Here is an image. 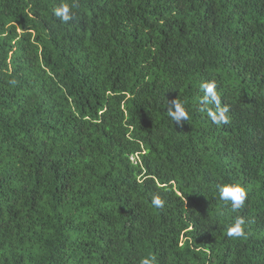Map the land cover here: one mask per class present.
<instances>
[{"label":"trees","instance_id":"16d2710c","mask_svg":"<svg viewBox=\"0 0 264 264\" xmlns=\"http://www.w3.org/2000/svg\"><path fill=\"white\" fill-rule=\"evenodd\" d=\"M151 256L264 264V0H0V264Z\"/></svg>","mask_w":264,"mask_h":264},{"label":"clouds","instance_id":"9594fccd","mask_svg":"<svg viewBox=\"0 0 264 264\" xmlns=\"http://www.w3.org/2000/svg\"><path fill=\"white\" fill-rule=\"evenodd\" d=\"M54 15L60 19L62 23H67L72 20L75 13L70 10L67 3L61 4L60 7L53 9ZM14 82V81H13ZM204 96L201 98V104L204 105H215L216 110L213 111L211 108L207 109V115L214 124H227L228 116L226 113L229 111L228 107L225 105L221 107V98L216 91L217 85L214 81L204 82L200 85ZM169 116L177 123L182 120L188 119V112L185 110L184 106L177 100L169 103L168 109ZM219 198L222 201L230 202L232 211L236 212L242 209L245 205L247 199L246 189L239 183H227L223 184L218 189ZM151 204L157 208L161 209L164 207L165 201L160 198L159 195L154 196L151 200ZM245 220L243 217H237L234 224L228 227L227 236L229 238H240L245 236L244 231ZM140 264H155V257H145L142 258Z\"/></svg>","mask_w":264,"mask_h":264}]
</instances>
